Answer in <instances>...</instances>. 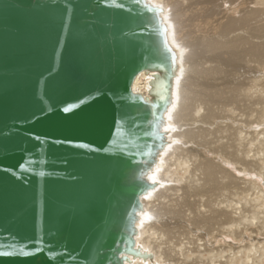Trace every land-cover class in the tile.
<instances>
[{
  "label": "water",
  "instance_id": "1",
  "mask_svg": "<svg viewBox=\"0 0 264 264\" xmlns=\"http://www.w3.org/2000/svg\"><path fill=\"white\" fill-rule=\"evenodd\" d=\"M163 13L166 36L102 0H0V252L14 253L0 264H106L122 234L124 264L152 262L135 236L178 69ZM141 72L146 94L132 91ZM121 117L142 125L135 155L110 143ZM26 158L45 163L8 171Z\"/></svg>",
  "mask_w": 264,
  "mask_h": 264
},
{
  "label": "bare ground",
  "instance_id": "2",
  "mask_svg": "<svg viewBox=\"0 0 264 264\" xmlns=\"http://www.w3.org/2000/svg\"><path fill=\"white\" fill-rule=\"evenodd\" d=\"M149 2L178 69L128 264H264V0Z\"/></svg>",
  "mask_w": 264,
  "mask_h": 264
},
{
  "label": "snow or ice",
  "instance_id": "3",
  "mask_svg": "<svg viewBox=\"0 0 264 264\" xmlns=\"http://www.w3.org/2000/svg\"><path fill=\"white\" fill-rule=\"evenodd\" d=\"M102 3L104 5H111L113 8H116L118 10H126L131 17H142L145 20V23L143 24L144 28H147L151 25H155L159 27V31L161 35H167V29L164 28L160 24V16L162 15L163 8L162 6H150L146 0H130L131 5L133 7H129L127 4L121 2V0H102ZM145 13H150L151 16H145ZM164 48L166 51H171L168 48L167 40L164 41ZM172 63L173 66L175 65V57H172ZM177 82L179 83V77H177ZM95 99V96L92 97ZM85 103L84 99H81L79 104H74L72 106H66L62 109L64 112H70L73 108H78L82 104ZM151 124V122H149ZM153 128H155V124H151ZM142 125L138 122L132 125V128L129 129L126 123L125 118H117L114 122L113 130H112V137L113 139L110 140V143L114 144L121 153L126 151H131L133 155L137 154L136 149L139 147L136 143V132L134 129L141 128ZM144 135H150V133L145 132ZM141 155H151L150 152H140ZM135 162L134 160L132 161ZM45 160L37 158L35 160L31 158H26L24 162H22L17 169H9L8 171L10 173L15 174L16 172H19L21 169H25L26 165L33 166L32 170H35V165L44 164ZM40 175H43L41 172ZM152 184L155 185L157 183L155 176L150 177ZM12 240H15L14 237L11 238ZM122 243H127V240L124 239V236L122 234L120 239H117L115 241V247L109 250V254L106 256H103L102 249H98L96 251V255L98 257L103 256V258L106 260V264H124L127 257L125 254L120 252V246ZM11 246V245H10ZM129 252L135 251V249L131 246L128 248ZM14 253L11 252H0V256H12ZM20 256H29L30 253L26 250H19ZM137 255H141V253L137 252ZM96 264H99L97 261Z\"/></svg>",
  "mask_w": 264,
  "mask_h": 264
},
{
  "label": "rangeland",
  "instance_id": "4",
  "mask_svg": "<svg viewBox=\"0 0 264 264\" xmlns=\"http://www.w3.org/2000/svg\"><path fill=\"white\" fill-rule=\"evenodd\" d=\"M254 235V234H253Z\"/></svg>",
  "mask_w": 264,
  "mask_h": 264
}]
</instances>
